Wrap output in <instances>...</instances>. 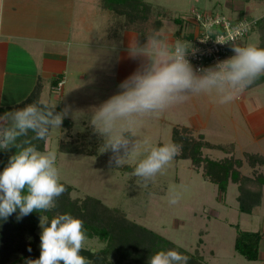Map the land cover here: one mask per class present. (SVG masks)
<instances>
[{"label":"rangeland","instance_id":"374dc122","mask_svg":"<svg viewBox=\"0 0 264 264\" xmlns=\"http://www.w3.org/2000/svg\"><path fill=\"white\" fill-rule=\"evenodd\" d=\"M57 2L60 3L61 0H31L32 6H25L22 9L24 11L19 13L21 20L17 27L27 26V33L31 34V29L36 26L37 34L44 37L52 35L44 28L52 25L51 32L52 27H56L60 33L56 37L63 38L66 34L64 25L73 11L71 5L68 7ZM146 2L153 6L155 12L166 14L162 29L170 42L179 40V37L193 30L192 22L187 21L192 18L193 10H212L228 17L240 16L256 22L264 16V0H251L249 3L238 0ZM80 4L76 9L80 17L84 16L80 21L86 25L88 22L91 24L85 30L90 38L86 41H93L102 47L107 44L118 47L120 44L111 39L116 31L112 25L114 20L110 17V12L102 7L101 1L90 0V3L85 4L80 0ZM179 18L184 19L183 24L175 21ZM61 32L64 33L61 35ZM242 43V46L259 47L260 37L256 27L251 29ZM61 47L63 48L62 44H55L47 47V50L61 53ZM29 57L16 55L18 62L24 61L31 65ZM67 67L69 68L65 76H53L51 81L65 80L62 90L54 89V84L46 89L49 88L50 103L61 104L62 109L71 106V113L67 118L72 120L73 128L68 130L61 126V129L53 131L46 141L45 151L57 152L61 182L73 187L72 198L84 199L93 196L108 207L120 208L128 219L182 248L190 252L198 248L207 264H264V239L260 244V257L256 261L246 260L234 249L235 225L243 231L264 230V186L261 205L251 214H246L238 209L237 196L240 191L237 184L230 183L225 195H220L217 185L205 179L202 169L193 168L190 160L174 158L164 173L157 175L155 181L145 187L140 178L131 175L144 153L124 166L133 168L129 171L124 167L117 169L114 164L110 165L112 153H100L101 144L97 146L96 156L62 152L63 143L78 138L88 144L85 134L91 128L89 118L92 111L119 92L118 86L140 67V62L139 59L130 58L128 53L119 54V51L112 58L109 51L97 48L86 50L83 57L73 54ZM25 68L28 69V66L25 65ZM82 75H85V79L81 78ZM44 78L43 76L42 79L45 80ZM256 81L228 104H219L215 94L192 96L185 103L172 106L158 116L144 118L136 129V134L138 138L149 137L154 146H162L173 143L174 127H187L196 139L202 135L208 143L232 147L228 153L204 148L202 151L205 157L217 161L233 155L242 161L240 171L244 177L255 178L261 173L264 175V165L252 168L246 155L264 156V83L254 86ZM46 85L47 80L44 82V86ZM27 94L7 91L3 94L2 102L15 104ZM56 96L59 99L56 100ZM254 112L262 114L253 118ZM173 187L182 191L183 195L177 205L170 206L167 197ZM37 232L41 235L40 225ZM199 240L202 241L201 244ZM103 247L104 243L95 238L88 239L84 249L95 251Z\"/></svg>","mask_w":264,"mask_h":264},{"label":"clouds","instance_id":"9594fccd","mask_svg":"<svg viewBox=\"0 0 264 264\" xmlns=\"http://www.w3.org/2000/svg\"><path fill=\"white\" fill-rule=\"evenodd\" d=\"M248 28L241 23L235 31L244 32ZM222 40L224 37L217 35L215 42L222 44ZM231 50L234 53L231 57L196 69L188 58L195 52L189 41L170 42L163 29L153 30L143 42L133 38L127 52L130 58L141 60L140 67L89 118L90 127L103 141L100 153H112L109 164L119 169L144 153L131 175L140 178L147 187L157 175L163 174L181 146L175 143L154 146L149 137L138 138L136 129L144 118L158 116L192 96L215 94L219 104H228L264 76V48L232 42ZM56 108L57 104L39 99L0 115V150L16 149L0 172V219L7 220L17 212L20 219L34 211H50L67 190L61 183L57 152H42L34 143L46 141L53 131L61 129L71 113V106L61 111ZM182 195L176 187L171 188L169 205H177ZM40 227L39 259L28 260L26 264H91L80 254L88 241L82 220L65 213L49 222L45 215L40 216ZM188 261V256L169 249L151 255L148 264H188Z\"/></svg>","mask_w":264,"mask_h":264},{"label":"trees","instance_id":"16d2710c","mask_svg":"<svg viewBox=\"0 0 264 264\" xmlns=\"http://www.w3.org/2000/svg\"><path fill=\"white\" fill-rule=\"evenodd\" d=\"M102 7L110 12L114 20L116 31L129 30L139 33L143 38L153 30L162 29L166 14L155 12L146 0H100ZM249 3L251 0H241ZM164 17V18H163ZM183 24L184 19L175 20ZM255 27L260 37V48H264V16L259 18ZM181 38L192 39V34H186ZM58 81L53 82L57 85ZM264 83V76L256 81L254 86ZM40 88L32 92L24 101L14 107H0V115L6 111L22 108L27 104L39 100ZM51 105V104H50ZM57 111L62 110L61 104H57ZM62 126L71 130L73 122L66 118ZM31 136L32 133H29ZM86 144L81 139L63 143L62 152L70 154H83L88 156L98 155L97 149L102 144V139L94 133L92 128L86 130ZM173 143L181 146L179 154L175 157L182 160H190L193 168L202 169L203 176L218 187L220 195L224 196L228 185H238L240 194L237 196L238 209L242 213L251 214L262 202L264 175L258 174L255 178L244 177L240 171L242 161L233 155L222 160H212L203 155L204 148L224 150L226 153L232 147L214 145L205 141L200 135L196 139L191 135L187 127H174ZM47 141V140H46ZM46 141H34L38 150L44 152ZM91 146V147H90ZM11 151L0 150V172L7 166L9 157L15 154ZM249 166L255 168L264 165V156L259 154H246ZM129 171L132 167H124ZM66 191L57 198L56 207L47 212H36L17 219L18 212L12 214L7 220L0 219V264H26L28 260L39 259L40 236L37 232L40 225V216H47L50 220L58 214L69 213L73 217L84 222V228L88 239H98L104 243V247L98 250L82 249L81 255L91 264H148L151 255L160 250L174 249L189 257L188 264H207L199 249L190 252L175 244L164 236L128 219L125 212L117 207L106 206L100 199L88 196L84 199H74L71 196L73 187L65 182ZM236 238L235 251L248 261H256L260 257V244L264 239V230L243 231L235 225ZM201 244L202 241L199 240ZM31 248V252L28 249Z\"/></svg>","mask_w":264,"mask_h":264},{"label":"crops","instance_id":"0c3cea01","mask_svg":"<svg viewBox=\"0 0 264 264\" xmlns=\"http://www.w3.org/2000/svg\"><path fill=\"white\" fill-rule=\"evenodd\" d=\"M81 2H85L86 4L87 2L90 3V0H81ZM60 3L68 7L71 5V11H73L64 25L66 34L63 38H60V36L56 37L59 33L56 27H52L53 32H51L52 25H48V27L46 25V27H44L46 31L48 29L52 34L44 37L37 34L38 29L36 26H33L31 29V34L27 33V26L24 28L17 27L21 20L19 13L24 11L22 9L25 6L30 4L32 6L31 0H0V107H14L18 105L30 96L37 87L40 88L39 99H44L48 101L49 104H52L50 103L51 96L48 92L49 88H46L47 86L53 85L54 81L51 82L53 76L66 75L65 72L67 68H69L67 67L68 63L73 54H78L79 57H83L86 50L103 48V50L109 51V55L113 58L118 51L119 54L120 52H124V54L128 53L127 48L133 38L138 37L142 41V37L139 33L129 30L115 31L116 29L114 30L115 34L111 35L113 37L111 39L120 44L118 47H115V44H107L102 47L101 44L93 41H86L90 39L85 31L90 22L86 25L83 21H80V19H84V16L80 17L76 11L78 6L81 5L80 0H61ZM85 14H87V12H85ZM109 15L111 17V14ZM25 22L30 23L28 21ZM32 22L36 24L34 21ZM28 25L30 26V24ZM113 27L115 28L114 25ZM62 33L64 32H61V35ZM55 44L63 45V48L61 47V53H54L50 51L51 49L49 51L47 50V47H53ZM16 55H23L24 57L26 55L28 57L30 56L29 58L32 61V63H30L31 65L24 63V61L18 62L19 60L16 58ZM139 62L141 64V60H139ZM25 65L28 66V69L25 68ZM43 76L48 83L46 86H44L45 80L42 79ZM81 78L85 79V75H82ZM61 82H63L60 88L61 91L65 84V80L63 79H58L57 85L53 86L54 89H58V85ZM5 91L13 94H20L23 92L28 94L15 104H6L2 102L3 94H6ZM55 98L57 100L59 96ZM256 113L257 112L253 113V118L260 117V114H262L258 112L257 115H255Z\"/></svg>","mask_w":264,"mask_h":264},{"label":"built area","instance_id":"2783aa9c","mask_svg":"<svg viewBox=\"0 0 264 264\" xmlns=\"http://www.w3.org/2000/svg\"><path fill=\"white\" fill-rule=\"evenodd\" d=\"M192 12V18L187 21L192 22L193 30L187 34H192L193 38H181L180 40L189 41L192 44L195 52L190 54L188 58L196 69L213 66L217 62L234 55L231 50V43L235 42L242 46L243 39L256 25V20L240 18V16L232 18L212 10H193ZM241 23H246L249 26L247 31H235ZM217 35L224 37V40L220 41L222 44L215 42ZM62 85L63 82L59 83L58 90Z\"/></svg>","mask_w":264,"mask_h":264}]
</instances>
